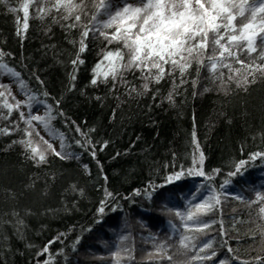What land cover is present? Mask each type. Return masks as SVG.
I'll return each instance as SVG.
<instances>
[{
  "label": "trees",
  "instance_id": "1",
  "mask_svg": "<svg viewBox=\"0 0 264 264\" xmlns=\"http://www.w3.org/2000/svg\"><path fill=\"white\" fill-rule=\"evenodd\" d=\"M108 1L73 0L80 8L64 19L68 13L53 7L55 0H39L30 4L29 28L21 36L17 18L22 25L25 0L0 2V65L19 73L29 101L48 110L52 132L62 138L57 149L33 122L30 127L21 120L17 94L0 79L6 86L0 87V129L11 132H0V264H190L196 254L212 250L214 260L197 264L264 260V159L249 160L250 154L264 152V73L210 72V44L203 65L193 61L183 77L177 70L147 92L139 70H122L115 81L101 77L93 85V69L107 52L119 49L123 62L128 59L123 42L109 44L100 34L111 35L116 26L104 28L97 21ZM256 1L244 3L249 19ZM75 15L81 21L69 27ZM241 20L237 16V27ZM93 25L97 30L89 32L81 53V33ZM256 47L257 53L241 52L240 58L264 63L259 38ZM77 57L83 63L74 65ZM225 62L240 68L234 60ZM109 67L104 61L102 71ZM5 100L13 105L11 113ZM193 133L205 157V176L167 182L180 167H192ZM29 139L44 152V163L19 143ZM85 140L95 146V157ZM240 160L247 161L245 167L230 175ZM105 190L115 199H108L100 213ZM205 195L219 200L211 202L210 212L196 208ZM189 215L210 226L204 229ZM204 242L211 249L201 252Z\"/></svg>",
  "mask_w": 264,
  "mask_h": 264
},
{
  "label": "snow or ice",
  "instance_id": "2",
  "mask_svg": "<svg viewBox=\"0 0 264 264\" xmlns=\"http://www.w3.org/2000/svg\"><path fill=\"white\" fill-rule=\"evenodd\" d=\"M3 2V0H0ZM39 0H25L21 5L23 11V23L19 24L20 18H17L18 28L17 35L21 36L25 34L29 28V7L30 4L38 3ZM246 0H241V3H236L235 0H137L140 6H133L128 3V0H123L124 7L121 11H117L115 16H112L107 22L103 24L104 28L113 27L114 31L111 35L101 31L100 34L104 36L108 43L113 41L123 42L124 47L128 50V59L124 61V54L121 50L115 52L109 51L104 55V60L97 63L93 69V79L91 83L97 84L98 79L102 77L106 82L109 77L113 81L117 79V76L121 74L122 70H139L143 77L144 83L142 88L145 92L149 90V85L154 83L158 85L161 80H164L166 76H173L178 70L181 77L191 67L193 61L203 65L205 59V52L208 50L211 44L212 55L207 57L210 63L209 71L216 73L219 69L227 68L230 73L235 75H241L242 72H247L248 75H252L254 72L259 71L264 73V63L255 65L254 61L245 63L240 58L241 52H246L251 57L253 53H257L256 40L260 39L264 44V15L257 16V12L264 14V4L258 9L253 8L251 10V19L245 16L244 3ZM103 6V3H102ZM58 11L64 9L67 11L68 16H64V19H68L74 12L80 8L79 5L73 2V0H55L53 4ZM48 9L47 11H50ZM9 11L16 12V8H9ZM41 13L46 14V10L41 8ZM237 16L243 17L240 21V26L237 27ZM74 20L76 23L69 25V27H76L81 21L80 15H75ZM247 22H244V21ZM258 21L259 31L256 30ZM95 25L91 28H85L81 33L80 49L82 53L86 49L84 40L89 36L90 31H96ZM4 54L0 52V57ZM259 58L264 61V48L258 53ZM234 60L240 65V68L233 69V65L227 60ZM107 61L110 65L107 71H102V64ZM74 65L83 63L82 60L77 57L73 60ZM0 67H7L6 65H0ZM12 71V69H9ZM16 76L19 73H15ZM222 75V73H221ZM232 76H229L231 79ZM75 79V76L72 77ZM125 84L128 82L123 81ZM185 83L183 79L180 80V84ZM195 83V82H194ZM23 87V81H21ZM175 80H173V87H177ZM0 87H6L0 85ZM115 88L116 85L114 84ZM135 91L133 87L131 89ZM207 91V89H205ZM4 93L0 92V96ZM99 99V97H97ZM168 99H172V93L168 95ZM4 107L8 108L11 113L13 105L4 101ZM19 103L15 107L19 108ZM49 107V116L51 118ZM20 119L32 126V121H38L46 123V117L39 115H30L25 120L24 113H20ZM77 132H81L79 127L76 128ZM90 131H94L90 130ZM0 132L4 134H11L8 128L0 129ZM28 137H31L32 132L26 131ZM81 135L87 137L89 133L81 132ZM19 143L24 144L26 148L30 149L32 153V159L36 162L44 163L45 154L36 147H32L31 140H21ZM45 143H47L45 141ZM77 144L80 141H76ZM91 148V155L95 157V146L88 140H85ZM193 144L195 151L192 157V167L183 168L180 167L177 171L167 177V182L174 183L180 181L185 175L188 176H205L202 170L204 162V154L199 150V141L193 133ZM105 142L102 147H106ZM51 148V145H48ZM55 152V149H52ZM57 156L64 158L60 152H55ZM72 155V154H67ZM257 157L264 159V152H255L249 155V160H254ZM247 161L240 160L235 165V171L230 175H239L241 169L246 165ZM87 169V165L84 166ZM218 171V170H214ZM107 179V177H105ZM210 191V190H209ZM136 195H139V190L135 191ZM200 197H197L199 199ZM108 199H115L111 192L105 190V200L101 201V207L98 209L100 213L104 212L105 205ZM264 200V197H260ZM216 204L219 203L215 197L211 198ZM213 204L206 202L205 205L196 204L197 210L202 208L206 212L212 211ZM264 212V208L261 209ZM180 215V213H178ZM188 220L194 223L203 224V228L206 229L210 225L203 222L200 218L189 215ZM203 231V229H200ZM211 249V245L208 242H204L201 252ZM47 252V247L44 249V253ZM43 254V253H41ZM216 253L212 250L211 255L196 254L193 256L190 264H197V262H204L214 260ZM169 260L172 257H168ZM48 264V261H45ZM221 264H224L221 261ZM243 264H249V262H243ZM257 264H264V260H258Z\"/></svg>",
  "mask_w": 264,
  "mask_h": 264
},
{
  "label": "rangeland",
  "instance_id": "3",
  "mask_svg": "<svg viewBox=\"0 0 264 264\" xmlns=\"http://www.w3.org/2000/svg\"><path fill=\"white\" fill-rule=\"evenodd\" d=\"M240 0H235L236 3H239ZM129 4H132L133 6H140L137 3V0H128ZM264 4V0H258L256 1L252 6L251 9L256 8L258 9L261 7V5ZM124 7L123 0H110L108 2L103 3V6L101 5L98 15H97V21L100 24H104L107 22L112 16H115L117 11H121ZM10 68L6 67H0V79L9 83L13 90L15 91V94H17V100L19 103V107L21 110L28 115H39L42 117L47 116V109H45L41 104H33L29 101L30 96L24 92L21 88V84L18 80V76L15 75V72L9 71ZM33 124L38 128V130L41 132L42 135L48 140L52 142V144L55 146V148L58 149V147L62 144V138L60 136H56L46 119V123L38 122V121H32ZM212 197H208V195H205L201 199V205H205L206 202H212Z\"/></svg>",
  "mask_w": 264,
  "mask_h": 264
}]
</instances>
